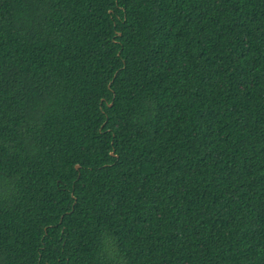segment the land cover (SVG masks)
<instances>
[{
	"label": "trees",
	"instance_id": "1",
	"mask_svg": "<svg viewBox=\"0 0 264 264\" xmlns=\"http://www.w3.org/2000/svg\"><path fill=\"white\" fill-rule=\"evenodd\" d=\"M0 264H264V0H0Z\"/></svg>",
	"mask_w": 264,
	"mask_h": 264
}]
</instances>
